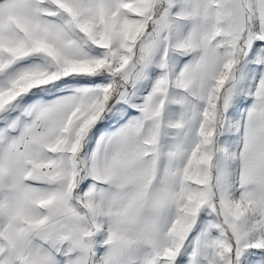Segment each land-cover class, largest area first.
Instances as JSON below:
<instances>
[{"label":"snow or ice","instance_id":"1","mask_svg":"<svg viewBox=\"0 0 264 264\" xmlns=\"http://www.w3.org/2000/svg\"><path fill=\"white\" fill-rule=\"evenodd\" d=\"M0 264H264V0H0Z\"/></svg>","mask_w":264,"mask_h":264}]
</instances>
